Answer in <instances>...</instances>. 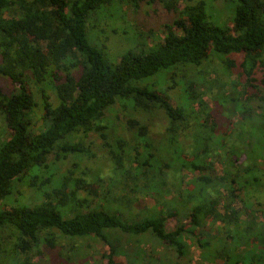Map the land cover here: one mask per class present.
<instances>
[{"label": "trees", "instance_id": "1", "mask_svg": "<svg viewBox=\"0 0 264 264\" xmlns=\"http://www.w3.org/2000/svg\"><path fill=\"white\" fill-rule=\"evenodd\" d=\"M116 1L0 0V75L11 85L0 87V117L10 132L0 141V228L18 233L14 264H36L33 257L42 255L51 264L52 257L86 264L76 243L85 237L105 242V264H120L115 255L125 253L121 240L128 236L141 239L138 250L163 248L155 264H188L190 240L209 264H264V222L258 221L264 216V0H123L138 19L137 39L144 40L118 59L112 53V61L94 24L109 5L110 12L120 9ZM228 6L231 19L219 20L215 13ZM210 53L229 66L239 56L237 79L216 95L214 108L197 87L201 72H190ZM159 71V87L137 83ZM239 82L244 93L236 90ZM118 108L130 112L124 122L105 123ZM196 108L204 117L194 127L193 156L185 158L180 136L192 128ZM156 115L162 128L152 123ZM124 128L132 142L119 134ZM92 131L114 136L105 191H122L121 210L91 207L89 194L77 195L82 182L73 179V167L45 187L56 161L62 166L68 156L89 151L82 139ZM169 170L191 173L183 187L172 181L173 202L164 195ZM17 183L36 187L42 197L31 205L1 204L19 190ZM148 195L153 206L143 204ZM170 216L176 226L168 230ZM205 223L211 231L203 230Z\"/></svg>", "mask_w": 264, "mask_h": 264}, {"label": "rangeland", "instance_id": "2", "mask_svg": "<svg viewBox=\"0 0 264 264\" xmlns=\"http://www.w3.org/2000/svg\"><path fill=\"white\" fill-rule=\"evenodd\" d=\"M116 5H118L119 10H110L112 9L113 5H109L105 9V14L101 17L100 21L96 18L95 20V28L99 32V37L102 38L105 41V44L108 47L109 52L111 55H106L108 58H110L113 61V55H116V59L122 53L127 52L131 49H135L137 47V42L140 40H144V38H141L140 40L137 39V32L135 26V22L138 23V19L135 17V12L129 7L123 0H117ZM230 6L228 8L225 7V9H222L220 11H217L215 15L219 20L224 21L227 20L228 17L231 19V11ZM135 21H134V20ZM152 21V19L150 18ZM226 22H229L227 20ZM174 27V26H173ZM171 27L173 30L176 28ZM158 35L159 37H163V35L166 32V29L162 27V24L159 27ZM147 43V41H146ZM148 45V44H147ZM150 46V45H148ZM114 53V54H112ZM231 58L234 60V64L239 61V56L234 54L231 56ZM230 61L228 59L220 58L217 55L209 54L208 58L202 62L199 66L192 67L190 69L191 73H197V71H200V79L201 82L198 81V83H202V87L199 88L198 84L197 87L199 89V92L202 93L203 97L209 102V105L211 107H215V97L216 95H219L222 92H228L230 90V84L232 80L237 79L238 76L235 72L236 68L233 65L229 66ZM203 72V73H202ZM163 72L159 71L154 75L148 76L146 78H142L137 81V83L141 86L146 87H159L161 85V81L163 79V76L161 75ZM237 81V80H236ZM10 82L7 78L0 75V87L3 89H8L10 87ZM236 90L240 91L241 93H244V89L242 87V84L237 85ZM170 93V92H169ZM173 93V92H171ZM170 93L171 100L173 101L175 99L174 94L172 95ZM37 102L40 101L38 97H36ZM215 102V103H214ZM121 109V108H118ZM119 110L117 111H110L109 116L104 119L105 123L106 120L109 119H115L117 123L124 122V116L125 114H130L127 110ZM39 112V111H38ZM117 113L118 118L115 117V114ZM134 112H132L133 115ZM134 116L140 117L141 114L134 113ZM197 116V117H196ZM200 116V118H198ZM152 117V116H150ZM204 117L203 113L196 108L195 112V118L190 121L192 124V128L185 129V131L180 136V144L182 143L183 152L185 153V158H191L193 156V152L190 148V142L193 141V134L196 131L195 124L196 122L200 121ZM241 117V115L233 117V120L236 121ZM152 123L157 125L156 129L162 128L165 124V121L163 117L161 116H155L151 118ZM144 121H147V117H144ZM224 125L225 122L223 120L220 122V126ZM231 124V123H230ZM229 124V125H230ZM236 125V124H234ZM233 125V126H234ZM235 129L230 130L231 133V140L235 139ZM119 134L125 138L126 141L132 142L133 137L128 129H122L119 131ZM192 136V138L190 137ZM10 137L9 130L5 127L3 119L0 117V141L7 140ZM114 136L108 135L107 138H103L100 136L99 132L92 131L86 138L82 139L84 144L89 145V151L85 154H81L78 156L70 155L67 158L64 159V165L59 166L56 161V167L58 170H54L52 174V179H48V183L45 185L51 186L52 181H54V178H61V175L63 172L66 173L67 167H73V179L78 178L81 180L82 183H80V187L77 189V195L80 197L82 196H88L90 197V206L93 207L95 205H99L103 209H105L106 206H111V208H118L121 210L123 205V200L125 199L124 195L121 192H118L116 189H112V196L107 193L105 190L107 189L108 184V178L112 176V162L109 159V151L113 148L114 143ZM80 140V139H79ZM236 140V139H235ZM54 158V157H53ZM240 158H244V154H240ZM73 163V164H72ZM72 164V165H71ZM35 168V167H34ZM217 168V165H216ZM218 172V170H217ZM180 173V174H179ZM186 171L182 170V172H175L173 170L168 171V180H170V183L167 184L166 188H169V191L167 193V190H165V197L168 199L173 200L177 199V195L175 193V188L172 184V181H175L177 179V183H181V187H183L186 183V176H189L191 173H188L186 175ZM44 178L46 177L45 173H42ZM61 174V175H60ZM177 174L179 177L177 178ZM43 178V179H44ZM47 178V177H46ZM180 181V182H179ZM42 182V181H41ZM28 184V182H27ZM72 182L68 185L69 188H73ZM17 188L19 189L17 192L14 191V194H11V192L6 195L2 200V202L9 204V206H22V205H31L36 203L40 197H42L40 194H38L35 190L36 187L34 186H27L22 185L20 183H17ZM180 187V188H181ZM97 190L100 193V196H94L93 192ZM167 193V194H166ZM141 194H137V197L140 198ZM112 198H114L112 200ZM155 198L153 196H146L144 197L143 204H146L148 207L153 206L155 203L153 202ZM113 201V202H112ZM161 207L158 206V208H155V210L160 209ZM86 211V209L84 210ZM258 221L264 222V216L260 215V218ZM176 226V218L174 216H170L166 220V227L168 230L174 229ZM211 223H205L203 226V230L211 231ZM264 233V230L261 231ZM18 233L16 230L4 227L0 228V264H14L15 261L18 258L17 250L14 246V241L17 238ZM125 237V236H123ZM62 238H59L61 240ZM75 241V239H73ZM138 240L135 236H128V238H123L121 240V249L125 253H117L115 255V260L120 262V264H128V259L130 258V262L133 264H155L157 263V258L160 256H157V254H163V248L160 247L156 251H151L150 245H143L140 247V250H138ZM189 244V253H188V264H209L208 262H203L199 258V251L198 248H196V243H194L192 240ZM63 242V240H62ZM77 246L79 248V251L81 252V255H83L85 258H88V261L86 264H105V254L108 252L107 245L105 242L101 241L98 238L92 237H85L84 239H78L76 241ZM76 246V245H75ZM59 250V249H58ZM138 250V251H137ZM47 254L49 253L57 254L56 250L54 249H46ZM75 252V251H74ZM76 252H78L76 248ZM55 257H52V264H58L57 259L53 261ZM33 262H37L36 264H51V262L48 260V256L45 255L41 258L33 257ZM75 264H84L82 262H77L76 260Z\"/></svg>", "mask_w": 264, "mask_h": 264}]
</instances>
